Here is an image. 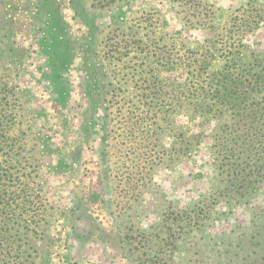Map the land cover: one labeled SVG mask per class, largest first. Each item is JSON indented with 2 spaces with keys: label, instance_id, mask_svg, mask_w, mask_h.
Segmentation results:
<instances>
[{
  "label": "rangeland",
  "instance_id": "1",
  "mask_svg": "<svg viewBox=\"0 0 264 264\" xmlns=\"http://www.w3.org/2000/svg\"><path fill=\"white\" fill-rule=\"evenodd\" d=\"M250 257L264 0H0V264Z\"/></svg>",
  "mask_w": 264,
  "mask_h": 264
},
{
  "label": "trees",
  "instance_id": "2",
  "mask_svg": "<svg viewBox=\"0 0 264 264\" xmlns=\"http://www.w3.org/2000/svg\"><path fill=\"white\" fill-rule=\"evenodd\" d=\"M190 66L193 67L192 69L197 70V72H199L198 74L201 75L202 72L205 71L206 69V61L205 60H200V59H196L195 61H192V63H190ZM221 100V99H218ZM221 102V101H220ZM248 114V112H247ZM237 120V119H235ZM255 262L253 261V259H250L247 261V264H254Z\"/></svg>",
  "mask_w": 264,
  "mask_h": 264
}]
</instances>
